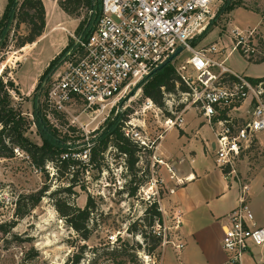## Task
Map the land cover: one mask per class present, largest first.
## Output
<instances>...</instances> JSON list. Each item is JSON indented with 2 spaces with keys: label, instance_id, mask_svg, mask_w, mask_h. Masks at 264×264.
I'll return each instance as SVG.
<instances>
[{
  "label": "rangeland",
  "instance_id": "374dc122",
  "mask_svg": "<svg viewBox=\"0 0 264 264\" xmlns=\"http://www.w3.org/2000/svg\"><path fill=\"white\" fill-rule=\"evenodd\" d=\"M220 1L212 8L215 15L211 19V26L194 47L206 48L213 43H229L231 31L235 27L240 30L255 29L258 38L264 42V0ZM20 2L21 0H16L15 13ZM41 2L45 13L42 35L34 43L17 47L20 40L29 34V26L22 18L17 24L14 18L0 44V64L4 68L8 99L32 122L26 137L37 145L42 143V138L36 116L45 98L44 92L55 75L64 70L66 62L63 61L67 54L72 55V52L78 50L75 46L77 40H84L78 29L84 18V11L76 19L62 12L57 0ZM8 4L9 0H0L2 24H5ZM223 6L225 9L219 13ZM189 56V53L183 51L170 64L175 68ZM226 65L251 78L264 77V61L249 62L239 52L229 55ZM147 82L140 86L137 84L108 114L104 112L95 118L88 114L74 113L80 116L79 123L83 127H74L76 132L73 135L59 123H48L53 128V134L61 140L77 136L89 140L120 113L124 114L125 123L132 121L138 126H144L141 135L153 143V147L147 151L141 150L139 154L136 182L139 187L134 197L119 193L125 182V167L123 159L116 158L112 147L108 149L100 167L89 166L84 172L80 166L75 167L73 176L70 172L66 174V171L59 174L51 164H47L42 170L37 169L26 153L17 149L13 151V158L0 160V264H64L78 252V246L82 245L86 246V251L80 264H178L179 261L182 264H206L204 258L192 249L185 253V249L175 248V244L180 241L179 229L176 228L178 214L170 198L178 186H182L175 170L180 169L179 161L174 162L155 154L159 143L165 148L166 143L174 140V133L162 132L163 129L159 127V121L163 120L160 112L156 111L157 117L150 111L140 113L142 104L148 99L143 93ZM184 117L187 122L192 120V126L188 129L195 130L193 134L202 128L200 131L205 137L209 141H215L207 120L195 109H190ZM65 122L68 123L66 120ZM161 132L162 138L157 140ZM223 172L239 190L244 185L248 186V204L255 220L264 219V147L255 144L241 155L233 174H229V170ZM69 185L70 192H64L63 189ZM132 186L135 187V184ZM40 191L44 192L40 202L29 211L31 199H23L21 213H27L18 217L15 205L17 199ZM88 198L93 200L92 222L89 225L91 235L87 241L81 242L60 216L55 204L56 200H60L83 209ZM154 203L162 214L163 222L160 226L155 224L152 228H145L141 220L145 216V209ZM133 224L137 228L135 233L128 230ZM150 231L162 238L161 246L155 253L159 254L158 261H154L143 251L148 241L144 243L142 234L149 236ZM119 238L133 249L129 250L128 256L112 260L107 251L118 245L114 242ZM253 252L254 254L247 253L264 259V248H254Z\"/></svg>",
  "mask_w": 264,
  "mask_h": 264
},
{
  "label": "built area",
  "instance_id": "2783aa9c",
  "mask_svg": "<svg viewBox=\"0 0 264 264\" xmlns=\"http://www.w3.org/2000/svg\"><path fill=\"white\" fill-rule=\"evenodd\" d=\"M217 2L221 1L101 0L94 31L86 40H77L78 50L67 54L64 70L47 88L43 110L47 121L57 124L56 115L61 114L69 127L82 128L80 116L74 113L95 118L110 113L128 92L183 47L190 56L175 66L174 72L185 91H178V84L177 95L161 88L163 106L146 99L140 113L150 111L157 117L156 111L160 112L163 120L159 127L165 132L182 129L186 112L195 109L215 136L217 167L233 174L246 150L255 144L264 147V77L240 74L226 61L233 52L249 62L264 61V42L255 29L234 28L229 43L194 47L193 40L214 17L212 8ZM3 69L0 64V81L6 85ZM143 127L129 121L123 130L140 148L151 149L153 143L141 135ZM248 197L249 189L244 185L239 190L238 206L224 219L221 247L229 254L226 264H240L243 254L264 248V226L257 225ZM177 217L176 228L180 225ZM175 248L180 250L182 245L175 244Z\"/></svg>",
  "mask_w": 264,
  "mask_h": 264
},
{
  "label": "trees",
  "instance_id": "16d2710c",
  "mask_svg": "<svg viewBox=\"0 0 264 264\" xmlns=\"http://www.w3.org/2000/svg\"><path fill=\"white\" fill-rule=\"evenodd\" d=\"M57 4L61 11L72 18H79L81 11H84V18L80 21L78 29H80V36L86 40L89 35L94 31L95 26L99 20L101 14V0H57ZM16 0H9L6 15L4 16L5 24L0 23V44L3 37H5L10 22L15 18L17 24L19 19L29 26V34L22 38L17 44V47H24L26 44L34 43L36 38L42 35L45 27V13L41 0H21L16 13ZM224 6L220 12L223 11ZM15 13V16H14ZM211 26H207L206 30ZM206 30L193 40L192 45H196V42L203 36ZM74 46V44H73ZM147 82L143 88L144 95L151 99L158 107L163 106L162 91L164 88L166 93H176L178 84V91L184 92V86L179 82L175 75L174 68L171 64H168L162 70L150 74L141 83ZM42 84V82H41ZM40 84V86H41ZM39 86V90L41 87ZM6 85L0 81V160L11 159L14 157V150L23 151L30 158L32 164L42 170L47 164H51L59 174H66L70 172L73 176L75 167H81L82 171H86L89 166L100 167L104 162L105 154L108 149L112 147L115 151L116 158L123 159L125 167V174L123 175L124 186L120 189V194H127L130 197H134L138 185L136 184L137 173L139 171L138 164L141 150L147 151L148 149H142L131 138L125 136L124 114L120 113L112 118V121L107 122L102 128V131L91 137L89 140H84L82 136H77L74 139L61 140L53 134V128L48 125V121L44 116V100L40 104L39 111L36 116V124L39 128L42 143L37 145L31 142L26 137V132L30 129L32 122L29 121L23 114L15 108L11 101L8 99V91L5 88ZM47 89L44 92L46 95ZM36 96V95H35ZM58 123L75 134L76 129L69 127L65 122L63 115H56ZM70 140L72 142H70ZM82 157L85 159L82 160ZM72 171V172H71ZM135 184V187L132 186ZM70 186L63 189L64 192H70ZM44 192H38L35 194L27 195L25 197H19L15 203L16 215L22 217L30 209L35 208L40 202ZM53 194V196H55ZM31 199V204L25 213H21V203L23 199ZM57 211L64 219L65 223L72 229L80 238L81 242H85L91 235L90 223L92 222L91 215L93 209V200L88 198L86 205L83 209L77 208L71 204H66L60 200H56ZM145 216L141 220L145 228H152L155 224L158 226L163 222L161 212L158 210L157 204H151L150 207L145 209ZM2 228V226H0ZM131 233L137 231L136 224H133L128 229ZM145 234V235H144ZM142 234L144 243L148 241L147 247L143 251L158 261L159 254H155L160 248L162 238L157 237L149 232V236L146 233ZM118 243L117 246L110 248L107 251L110 259L117 260V258H124L128 256L130 248L126 241H121L120 238L116 239L114 243ZM113 243V244H114ZM136 248L140 249L139 246ZM86 251V246H78V252L73 254L64 264H80L83 260V256ZM134 257V256H133Z\"/></svg>",
  "mask_w": 264,
  "mask_h": 264
},
{
  "label": "crops",
  "instance_id": "0c3cea01",
  "mask_svg": "<svg viewBox=\"0 0 264 264\" xmlns=\"http://www.w3.org/2000/svg\"><path fill=\"white\" fill-rule=\"evenodd\" d=\"M192 123V120L185 121L182 129L170 130L174 133V140L166 143L165 148L159 143L155 151L156 155L179 161L180 169L175 170L182 186H178L170 198L180 217V241L176 245H182L185 253L192 249L204 258L206 264H226L228 257L221 247L222 227L225 217L238 206L239 190L217 167L214 141L205 137L200 131L202 128L193 134L195 130L188 129ZM256 223L264 226V219H258ZM250 253L254 254L253 251ZM262 263L264 259L248 253L243 254L240 262ZM178 264H182L181 261Z\"/></svg>",
  "mask_w": 264,
  "mask_h": 264
},
{
  "label": "water",
  "instance_id": "95a60500",
  "mask_svg": "<svg viewBox=\"0 0 264 264\" xmlns=\"http://www.w3.org/2000/svg\"><path fill=\"white\" fill-rule=\"evenodd\" d=\"M183 51V47H179L174 54H172L169 58H167L164 62H162L153 72L152 74L162 70L168 64L172 63V61ZM40 93V91H39Z\"/></svg>",
  "mask_w": 264,
  "mask_h": 264
}]
</instances>
